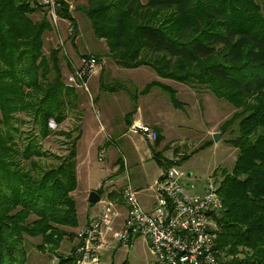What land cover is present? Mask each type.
I'll list each match as a JSON object with an SVG mask.
<instances>
[{
    "label": "trees",
    "instance_id": "16d2710c",
    "mask_svg": "<svg viewBox=\"0 0 264 264\" xmlns=\"http://www.w3.org/2000/svg\"><path fill=\"white\" fill-rule=\"evenodd\" d=\"M258 1L86 0L75 9L58 1L59 17L75 37L78 11L117 67H148L161 79L197 91L205 87L234 108L221 132L237 125L228 143L238 157L216 182L224 210L215 216V251L223 264H264V0ZM53 29L37 0H0V264H27L29 239H40L38 251L57 253L64 241L77 238L71 230L79 227L74 193L82 126L59 128L78 110L82 91L67 85L70 72L64 73L61 49L45 53V37ZM100 81L101 89L112 91L123 84ZM153 88L167 93L175 109L184 108L177 91L159 81L137 97ZM26 125L34 127L26 132ZM155 130L153 159L166 170L174 163L157 152L163 137ZM53 135L65 138L66 155L43 149L42 141ZM49 158L56 162L46 163ZM97 193L103 197L104 188ZM76 249L69 256L55 254L58 264H76Z\"/></svg>",
    "mask_w": 264,
    "mask_h": 264
},
{
    "label": "rangeland",
    "instance_id": "374dc122",
    "mask_svg": "<svg viewBox=\"0 0 264 264\" xmlns=\"http://www.w3.org/2000/svg\"><path fill=\"white\" fill-rule=\"evenodd\" d=\"M37 15L40 17L41 13H38ZM73 15L76 17L79 25V31L76 37L74 32H71L69 22L62 19L59 20V28L57 29L54 27L53 33L47 34L45 37L46 54H48L52 48L59 47L61 49L65 58L63 62L65 75H67L68 72L74 71V68L80 65L83 56H97L102 60L101 64L103 65L98 73L90 79V91L93 88H91L92 84H98V80L100 81L101 77L104 78L106 83H115L117 80H129V75H131V77L135 76L136 78L134 79V82L139 88L144 87L147 83L151 82L152 76L156 77V73L148 67H141L137 70L117 67L112 59L105 56L107 53L104 43L103 41L96 39L89 20L78 11H73ZM35 18H37V16H35ZM72 38L75 39V43H72ZM74 44L78 49L81 48L83 51L85 50L87 54L85 55L84 53L81 54L77 52L74 48ZM90 52L94 55L89 54ZM103 71L104 74H102ZM175 87L178 91V99L183 102L185 106L182 109H175L170 101L169 95L165 93L171 109L167 110L166 115L161 119L164 122V134L161 132L160 134H162V137H165V140L163 137L164 142H161L158 151L162 152L163 157L165 154L166 160L173 161L175 166L180 167L188 174H191L192 177H189V180L196 183L199 191H201L206 180L212 181V183L219 182L222 180V173L224 171H232L235 166L238 157V150L233 148L228 143V140L237 135V125L233 126L228 131L221 132V126L233 116L235 110L229 103L216 98L205 87H201L198 91L192 86L178 83ZM130 90L132 93L136 92L134 87H131ZM91 94L92 96H95L93 95V90L91 91ZM86 96L88 100L87 109H89V112L92 113L94 109L98 110V107L95 105V99L94 102H91L89 96L87 94ZM95 115L94 117L97 123L98 119ZM74 119L78 120L77 117ZM75 124L76 123L72 121V116L69 115L67 121L59 129L69 131L74 128ZM33 127V125H26L23 127V130L28 132ZM51 128H57L54 122L53 125H51ZM152 130L158 134L155 128H152ZM232 131H234V133H232ZM90 133L92 134L94 131H91ZM216 133L221 135L219 142H215L214 140V134ZM77 135L78 133L76 132L74 136L76 137ZM131 136L133 137V135ZM134 138L137 139L140 137L136 135ZM146 140L147 142L145 145L147 148H150L151 143L150 149H152L157 142V140L152 141L147 137ZM65 142L66 140L64 137L53 135L42 141V147L45 151L50 152L51 154L57 156L66 155L67 146ZM207 142H209L210 145L205 149L192 155V157L183 164L178 163L183 156L190 155L194 150ZM120 153L129 161L130 175L133 178L134 176H138L140 179L141 176L143 177L144 175L148 185L152 187V191L156 194V185L163 175L161 174L163 168L153 159H142L141 156H137L131 146L125 148L120 145ZM121 155L120 158L123 160L124 156ZM115 157L116 155L106 157L104 162L100 161L99 156L94 155L91 157L89 162V166L91 165L90 187L93 191L96 192L98 190V185L102 180L108 178V175L110 174L108 169L111 168L113 161H115ZM139 159L142 160L139 162ZM45 162L48 164L55 163L56 160L49 158L48 160H45ZM174 165L172 164V166ZM121 168H124L123 161ZM131 184L136 188L137 184H135L133 180L131 181ZM119 197L121 198V196ZM101 201L99 203H101ZM90 215L93 214L90 213ZM76 239L64 241L61 249L57 253L40 252L36 249V245L40 244V239H29L31 245L28 246L29 259L27 264H58L59 261L55 254H62L64 256L71 255ZM99 251L101 258V250ZM122 254H124L123 262L128 261L129 264H156L149 243L143 239H139L132 247L123 248ZM101 264L103 263L101 262Z\"/></svg>",
    "mask_w": 264,
    "mask_h": 264
},
{
    "label": "built area",
    "instance_id": "2783aa9c",
    "mask_svg": "<svg viewBox=\"0 0 264 264\" xmlns=\"http://www.w3.org/2000/svg\"><path fill=\"white\" fill-rule=\"evenodd\" d=\"M58 1L37 0L48 11L53 27L57 29L60 20ZM101 66L99 59L83 57L80 65L67 75V85L84 91L94 102L89 81ZM94 111L99 119V111ZM131 130L152 141L158 138L151 127L141 122H135ZM105 158L106 149L103 148L99 159L103 162ZM123 163L127 180L122 190L127 208L125 223L119 231H114L117 205L108 198L102 200L98 216L77 234L76 264H101L99 250L105 247L108 233H112L113 239L126 248L135 239L148 242L156 264H223L215 251V216L224 210L216 183L208 181L203 191H199L198 185L189 180L190 174L180 167L170 166L156 185V205L149 212L144 209L131 184L125 158Z\"/></svg>",
    "mask_w": 264,
    "mask_h": 264
},
{
    "label": "crops",
    "instance_id": "0c3cea01",
    "mask_svg": "<svg viewBox=\"0 0 264 264\" xmlns=\"http://www.w3.org/2000/svg\"><path fill=\"white\" fill-rule=\"evenodd\" d=\"M62 1L69 3L71 5V8L73 6L72 9H75V7L78 5L83 6L86 4V0ZM147 1L148 0H142V2L144 3H146ZM103 43L107 52V46L104 41ZM78 52L81 54H87L85 50L83 51L81 48L78 49ZM89 54L94 55L91 52ZM128 78L129 80L124 81L117 80V82L115 83L120 82L123 84L121 87L116 84L117 86H115V91L111 90L112 87L108 90L101 89V81L99 80L98 84H92L91 88H93L91 89V91L93 90V95H95L93 97L96 101L95 105L96 107H98L100 113L99 119L96 117L99 124L95 121V112L93 110V107L92 113H90L89 109H87L88 100L84 92L80 93L78 110H75L71 115L72 121H74L75 123L78 122L82 126V137L77 145L78 188L74 193V197L78 206L79 227L77 229L71 230V232H74L76 234L89 226L91 221L98 216L102 207L101 203H99L98 205H91L89 203V195L91 192H93V189L90 187L91 165L89 166V162L91 160V157H93L94 155L99 156V152L103 148H106V157L116 155L115 161H113L111 168L108 169L110 172L108 178L102 180V182L98 185V190L101 188H104L105 190V194L103 195V197H101V200L108 198L110 200H113L117 205L118 218H116L115 220L114 229L115 231H118L123 227L127 216L126 204L122 197V190L127 180L125 170L124 168H121L123 160H121L120 158V145L125 148L131 146L134 149V153L139 157L141 156L142 159H153V157H151L153 156L152 149H150L151 143L150 148H147V146L145 145V143L147 142L146 136L141 133L133 132L131 130V127L135 122H141L151 128L158 129L161 133L164 134V122L161 119L164 118L167 110L171 109L170 104L167 102L165 92L159 88H153L147 95H140L139 97H137V94L140 93L147 85L139 88L134 82V79L136 78L135 76L131 77V75H129ZM153 81H159L173 88L175 87V85H177V83L174 81L159 78L157 74L156 77L152 76L151 82ZM131 87L135 88V93L131 92ZM175 89L177 91L176 87ZM134 99H136L135 102L132 101ZM76 117L78 118V120L74 119ZM91 131H94V133L91 134ZM131 135H133V137ZM136 135L140 138L135 139L134 136ZM158 150L159 149H157V152H160ZM123 158L126 157L124 156ZM164 158H166L165 154ZM142 159H139V162ZM127 162L129 168V161L127 160ZM163 173L164 169L161 174ZM143 177L141 176V179L145 182L142 181L138 176H134L133 178L130 175L129 171L130 181L133 180V182L137 184L136 188H134L137 189L136 191L138 193L140 202L142 203L145 210L150 212L156 205L157 193L155 194L152 191V187L148 185L145 177L144 179ZM207 181L209 180H206L205 184L207 183ZM203 189L204 186L201 188V191H203ZM111 194L113 196V199L108 197ZM119 196H121V198ZM90 213L93 215H90ZM139 239H135L134 241H132L130 246L132 247ZM77 244L78 241L76 239L74 247L77 246ZM123 248L125 247L119 245L113 239L112 233H108L105 238V247L101 250V262L103 264L123 263Z\"/></svg>",
    "mask_w": 264,
    "mask_h": 264
},
{
    "label": "water",
    "instance_id": "95a60500",
    "mask_svg": "<svg viewBox=\"0 0 264 264\" xmlns=\"http://www.w3.org/2000/svg\"><path fill=\"white\" fill-rule=\"evenodd\" d=\"M220 138H221V135L219 133L214 134L215 142H219ZM190 177H192L191 174H190ZM100 201H101V197L98 195L97 192L93 191V192L90 193V195H89V203L91 205H96Z\"/></svg>",
    "mask_w": 264,
    "mask_h": 264
}]
</instances>
